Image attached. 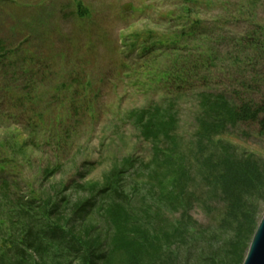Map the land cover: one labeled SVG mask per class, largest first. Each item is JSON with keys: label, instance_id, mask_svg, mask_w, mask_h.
<instances>
[{"label": "trees", "instance_id": "1", "mask_svg": "<svg viewBox=\"0 0 264 264\" xmlns=\"http://www.w3.org/2000/svg\"><path fill=\"white\" fill-rule=\"evenodd\" d=\"M197 4L184 0L161 16L162 36L138 33L127 45L141 62L128 66L130 77L138 75L144 89L160 85L166 100L128 114L140 141L149 145L148 161L130 155L96 181L86 180L93 167L87 162L76 175L82 182L64 177L51 184L63 170L55 165L38 173L47 184L36 187L37 176L28 181L18 177L19 171L8 174L12 160L0 159V264L243 263L264 214V156L233 137L250 136L238 132L246 124L264 146V96L259 102L241 99L214 87L225 37L193 17ZM76 5L78 16L86 18L83 2ZM173 21L181 26L171 30ZM257 28L239 41L243 52L252 54L250 62L236 58L234 66L253 70L264 56L258 36H264V26ZM38 62L43 63L38 55L10 50L0 39V108L7 103L13 114L27 106L34 112L29 138L13 147L0 145L13 156L25 155L33 130L46 124L44 112L36 111L35 89L54 71L31 67ZM191 93L197 101L195 128L184 142L176 99ZM7 114V119L16 117ZM51 139L63 143L64 134ZM197 207L206 223L193 215Z\"/></svg>", "mask_w": 264, "mask_h": 264}, {"label": "rangeland", "instance_id": "2", "mask_svg": "<svg viewBox=\"0 0 264 264\" xmlns=\"http://www.w3.org/2000/svg\"><path fill=\"white\" fill-rule=\"evenodd\" d=\"M80 1L88 11L86 18L78 16L77 0H0V39L10 50L38 55L43 63L32 64V68L54 71L51 77L45 74L41 80L44 77L46 80L42 84L38 81L35 89V97L39 99L36 111H43L47 116L45 127L41 125L33 130L36 135L25 155L13 156L8 150L0 151V159L9 156L12 160V166L5 172L19 171L18 177L28 181H34L37 176L36 187L47 184V179L38 173L55 165L61 164L63 170L51 178V184L64 177L82 182L76 175L84 171L87 162L93 167L86 180L96 181L116 161L130 155L148 161L149 145L140 141L128 114L150 103L166 101L160 85L144 89L138 75L130 77L133 74L128 66L141 62L138 52H130L127 45L138 33L141 37L151 32L162 36L166 29L159 25L161 16L177 10L184 0ZM197 1V14L193 17L204 19L215 35L225 37L218 60L219 78L214 87L228 95L236 92L241 99L261 101L264 80L259 85V78L264 77V56L257 59L259 63L253 70L251 66H234L233 60L241 58L250 62L252 54L243 52L239 41L258 30V25L264 26V0ZM254 7H257L255 12ZM178 24L173 21L171 30L181 26ZM168 27L166 24L165 28ZM258 36L264 41L262 34ZM76 74L81 78L78 81ZM194 99L192 93L176 99L178 133L184 142H189L194 133L197 111ZM32 111L27 106L13 114L7 103L0 108V145L6 143L13 147L16 140L22 143L32 135L29 124L34 118ZM7 113L16 117L7 119ZM253 130L252 126L240 125L238 132L250 136L233 137V141L264 156V146L255 138ZM58 133L64 134L63 143L57 144L56 139H51ZM10 138L14 139L7 143ZM21 186L26 192L25 184ZM193 215L207 222L199 207L193 210Z\"/></svg>", "mask_w": 264, "mask_h": 264}, {"label": "water", "instance_id": "3", "mask_svg": "<svg viewBox=\"0 0 264 264\" xmlns=\"http://www.w3.org/2000/svg\"><path fill=\"white\" fill-rule=\"evenodd\" d=\"M242 264H264V214L252 237V241Z\"/></svg>", "mask_w": 264, "mask_h": 264}]
</instances>
